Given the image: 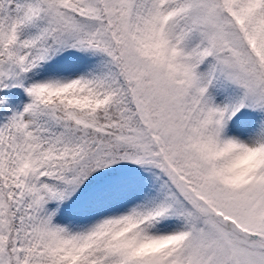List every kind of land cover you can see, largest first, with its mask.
Wrapping results in <instances>:
<instances>
[{
    "label": "snow or ice",
    "instance_id": "1",
    "mask_svg": "<svg viewBox=\"0 0 264 264\" xmlns=\"http://www.w3.org/2000/svg\"><path fill=\"white\" fill-rule=\"evenodd\" d=\"M0 264H264V0H0Z\"/></svg>",
    "mask_w": 264,
    "mask_h": 264
}]
</instances>
